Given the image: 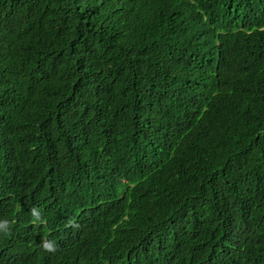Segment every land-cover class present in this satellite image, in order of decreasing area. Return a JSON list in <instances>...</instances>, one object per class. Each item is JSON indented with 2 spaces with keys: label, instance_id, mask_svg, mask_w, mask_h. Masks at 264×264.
<instances>
[{
  "label": "trees",
  "instance_id": "1",
  "mask_svg": "<svg viewBox=\"0 0 264 264\" xmlns=\"http://www.w3.org/2000/svg\"><path fill=\"white\" fill-rule=\"evenodd\" d=\"M0 264H264V0H0Z\"/></svg>",
  "mask_w": 264,
  "mask_h": 264
},
{
  "label": "clouds",
  "instance_id": "2",
  "mask_svg": "<svg viewBox=\"0 0 264 264\" xmlns=\"http://www.w3.org/2000/svg\"><path fill=\"white\" fill-rule=\"evenodd\" d=\"M44 247L51 250V246L49 244H45Z\"/></svg>",
  "mask_w": 264,
  "mask_h": 264
}]
</instances>
